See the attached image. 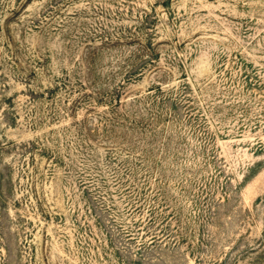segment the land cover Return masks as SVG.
Returning <instances> with one entry per match:
<instances>
[{
  "label": "rangeland",
  "instance_id": "obj_1",
  "mask_svg": "<svg viewBox=\"0 0 264 264\" xmlns=\"http://www.w3.org/2000/svg\"><path fill=\"white\" fill-rule=\"evenodd\" d=\"M0 264H264V0H0Z\"/></svg>",
  "mask_w": 264,
  "mask_h": 264
}]
</instances>
